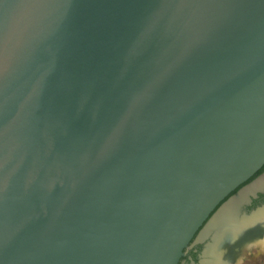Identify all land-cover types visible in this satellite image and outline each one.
Wrapping results in <instances>:
<instances>
[{"label": "water", "instance_id": "1", "mask_svg": "<svg viewBox=\"0 0 264 264\" xmlns=\"http://www.w3.org/2000/svg\"><path fill=\"white\" fill-rule=\"evenodd\" d=\"M264 166V0H0V264H180Z\"/></svg>", "mask_w": 264, "mask_h": 264}, {"label": "bare ground", "instance_id": "2", "mask_svg": "<svg viewBox=\"0 0 264 264\" xmlns=\"http://www.w3.org/2000/svg\"><path fill=\"white\" fill-rule=\"evenodd\" d=\"M263 186L262 179L256 180L245 187L240 193L212 218L207 224L198 240L205 241L212 236L211 244L206 246L204 263L225 264L240 256L239 247L253 244L264 246V207L252 212L250 216L242 214L241 209Z\"/></svg>", "mask_w": 264, "mask_h": 264}, {"label": "flooded vegetation", "instance_id": "3", "mask_svg": "<svg viewBox=\"0 0 264 264\" xmlns=\"http://www.w3.org/2000/svg\"><path fill=\"white\" fill-rule=\"evenodd\" d=\"M259 179H262L263 181L262 188H260L255 194H251L249 196V200L242 206L241 212L246 216H250L252 212L264 207V166L259 171H257V173H255L247 185H250ZM243 189L244 188L241 186L235 191V194L238 195ZM205 244L206 242L193 240L189 248L185 251V255L183 256L180 264H205L202 263V254L204 252L203 248L205 247ZM252 246L254 245L249 247Z\"/></svg>", "mask_w": 264, "mask_h": 264}, {"label": "rangeland", "instance_id": "4", "mask_svg": "<svg viewBox=\"0 0 264 264\" xmlns=\"http://www.w3.org/2000/svg\"><path fill=\"white\" fill-rule=\"evenodd\" d=\"M212 240H213V238H212V236H210L205 241H203V242H206L205 247L203 248L204 252L206 250V246L208 244H211ZM253 245L254 246H252V247L247 246V248L246 247H242V248L239 247L237 252H239L240 256L237 258V260L233 259L230 262L227 261L225 264H264V246L256 245V244H253ZM204 252L202 254V263H204L203 260L206 259V257H207L206 255H204ZM205 264H211V263L206 262Z\"/></svg>", "mask_w": 264, "mask_h": 264}]
</instances>
